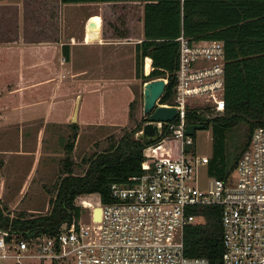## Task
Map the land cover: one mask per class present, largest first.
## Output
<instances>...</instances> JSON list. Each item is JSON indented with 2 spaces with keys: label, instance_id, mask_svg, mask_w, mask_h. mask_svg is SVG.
I'll return each instance as SVG.
<instances>
[{
  "label": "built area",
  "instance_id": "2783aa9c",
  "mask_svg": "<svg viewBox=\"0 0 264 264\" xmlns=\"http://www.w3.org/2000/svg\"><path fill=\"white\" fill-rule=\"evenodd\" d=\"M176 82L171 118L152 119L165 133L143 146L141 170L110 183L111 199L80 197V214L52 232L24 234L0 225V264H211L205 255L188 254L184 226L201 216V206L218 204L222 227L220 264H264V120L251 129L235 162L236 175L208 172L199 165L209 154L198 152L187 121L203 122L224 107L225 46L219 37L177 35ZM165 76V75H164ZM167 79V77L165 76ZM189 109L199 117L187 120ZM144 121L148 120L144 112ZM136 130V133L138 130ZM100 204V216L93 208ZM213 264V263H212Z\"/></svg>",
  "mask_w": 264,
  "mask_h": 264
},
{
  "label": "trees",
  "instance_id": "16d2710c",
  "mask_svg": "<svg viewBox=\"0 0 264 264\" xmlns=\"http://www.w3.org/2000/svg\"><path fill=\"white\" fill-rule=\"evenodd\" d=\"M77 1V0H62ZM115 8L121 4L127 11L134 3L142 4L143 35L135 42V69L146 78L165 75L167 81L159 101H171L176 82L177 35L182 31L190 37H219L225 46V103L221 112L202 120L211 127L212 149L207 161L210 174L225 177L249 140L253 126L264 120V0H110ZM0 3V7H1ZM125 11L105 16L103 31L110 35H127L130 25ZM124 12V13H123ZM67 54V47L63 44ZM145 55V56H144ZM144 57V61H143ZM142 61L145 70L142 72ZM151 67V68H150ZM145 116H143L144 118ZM199 117L192 109L187 120ZM245 125V138L233 146L238 124ZM73 131L66 141L65 172L55 182L50 208L35 214H11L0 202V225H9L24 234L31 231L52 232L62 221L79 216L82 206L74 197L97 191L101 200L111 199L110 183L125 180L141 170L143 146L162 135L166 127L152 138L138 137L141 123L124 130L103 148L87 155L83 171L70 166L69 153L77 133L78 122H70ZM231 141V142H230ZM220 206H201V216L184 226V246L188 254L205 255L213 264L222 256Z\"/></svg>",
  "mask_w": 264,
  "mask_h": 264
},
{
  "label": "rangeland",
  "instance_id": "374dc122",
  "mask_svg": "<svg viewBox=\"0 0 264 264\" xmlns=\"http://www.w3.org/2000/svg\"><path fill=\"white\" fill-rule=\"evenodd\" d=\"M136 5L137 3L135 8L131 9H136ZM74 6L78 12L83 10L81 5ZM133 19L131 27L136 33L141 23L136 17ZM78 26L79 22L74 27L73 23L62 24V33L66 36L69 28L74 32ZM3 36L0 28V39ZM59 73L60 76L58 74L59 77L56 78H59L60 82L49 95V101L46 102L44 96L37 99L29 96L31 98L20 102L18 108L7 109L8 116L17 125L10 127L9 124L0 134V202L4 210L11 214H35L50 208V196L55 192V182L65 172L66 141L73 131L70 124L72 120L78 122L77 133L69 153L70 166L75 172L84 170L87 155L92 150L103 148L124 130L144 120L143 77L137 76L135 79L134 71L127 74L131 79L127 78L115 87L80 86L78 80L74 81L75 84L68 80V71L62 70ZM33 89L34 86H29L27 93L31 95ZM78 94L76 116L71 118ZM235 127L237 133L232 145L239 147L245 138V125L240 123ZM8 129L10 132L5 131ZM190 145L195 146L198 152L210 154V125L196 127ZM28 147L34 149L29 151ZM4 148H9L10 151L7 152ZM198 173L201 182L205 183L209 177L205 163L199 165ZM229 173L231 177L236 175L235 164ZM81 196L94 201L98 199L99 194L97 191L83 192L74 197L76 203L80 202ZM87 210L88 207H85V211L80 214L83 219H89ZM31 262L52 264L50 259L38 257L33 258Z\"/></svg>",
  "mask_w": 264,
  "mask_h": 264
},
{
  "label": "crops",
  "instance_id": "0c3cea01",
  "mask_svg": "<svg viewBox=\"0 0 264 264\" xmlns=\"http://www.w3.org/2000/svg\"><path fill=\"white\" fill-rule=\"evenodd\" d=\"M113 2L117 1L1 0L0 28L4 36L0 39V134L9 124L17 125L7 109L18 108L20 102L31 97L44 96L49 101L62 70L68 71L69 81L75 84L78 80L80 86L115 87L131 79L127 74L133 71L134 78L141 76L144 82L146 77L137 75L135 69V42L143 35L142 4L125 11L121 4L114 8ZM74 5H81L83 10L78 12ZM119 8L125 11L129 33H105L104 15L114 16ZM133 17L141 23L136 33L131 27ZM77 22L78 28L74 32L69 28L64 36L62 24L73 23L74 27ZM89 23L92 24L88 29ZM64 43L67 54L63 51ZM143 61L142 72L146 74ZM29 86H34L31 95L27 93Z\"/></svg>",
  "mask_w": 264,
  "mask_h": 264
},
{
  "label": "water",
  "instance_id": "95a60500",
  "mask_svg": "<svg viewBox=\"0 0 264 264\" xmlns=\"http://www.w3.org/2000/svg\"><path fill=\"white\" fill-rule=\"evenodd\" d=\"M167 79L164 75H156L146 78L143 82V111L147 113L148 120L144 121L141 129L136 135L138 137L152 138L158 134V124L152 119L171 118L176 113L174 104L163 103L158 100L162 93ZM79 102V94L76 97L71 118H75ZM205 126L203 122L187 121L185 123V131L193 133L196 127ZM100 204H95L93 208L94 218L100 216ZM212 264V262H211Z\"/></svg>",
  "mask_w": 264,
  "mask_h": 264
},
{
  "label": "bare ground",
  "instance_id": "6f19581e",
  "mask_svg": "<svg viewBox=\"0 0 264 264\" xmlns=\"http://www.w3.org/2000/svg\"><path fill=\"white\" fill-rule=\"evenodd\" d=\"M91 24H92V23H89V24H88V29L90 28Z\"/></svg>",
  "mask_w": 264,
  "mask_h": 264
}]
</instances>
